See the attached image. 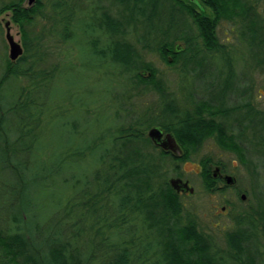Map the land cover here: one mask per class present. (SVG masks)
<instances>
[{
	"label": "trees",
	"instance_id": "trees-1",
	"mask_svg": "<svg viewBox=\"0 0 264 264\" xmlns=\"http://www.w3.org/2000/svg\"><path fill=\"white\" fill-rule=\"evenodd\" d=\"M42 1L37 0V5L30 8H24L21 1L11 2L1 11H13V21L21 27L26 38V26L32 22V12L45 8ZM202 1L211 15L197 11L182 0H111L117 8L118 18L111 19L106 13L103 20L95 28H89V31L86 24L82 35L90 37L94 33L93 42L86 43L93 49L89 52L87 46L91 63L86 66L94 67V71H102L105 60L109 58L107 51H110V62L117 70L113 76L116 84L122 86L129 83L132 91L142 85L150 86L162 97L169 95V99L166 97L165 100H170V103H164V106L171 120H157L159 123H156L155 118L150 116L124 126L118 117L119 104L115 107L114 116H108L106 112L95 108L97 122L95 120L90 125L82 138L69 141L68 151L60 147L48 154V162L54 163L51 166L54 174L63 173L72 163L77 172L71 177H63L58 185H48V259L35 251L32 234L16 227V231L11 228L8 233L0 230V244L6 249L5 254L0 256V264H260L259 259L264 258V244L260 235L262 232L264 236L263 204H259L263 211L256 212L259 219L251 220L245 216L237 219V227L226 234V251L217 250L211 239L199 229L192 215L184 222L182 196L167 182L166 165L171 161L187 160L191 151L212 137L222 149L234 152L244 161L245 152L239 146L238 135L229 132L217 120L218 116L228 118L238 112L244 115L238 124L240 132L248 128L259 132L258 153L264 158V111H255L250 102L224 108L213 101H201L191 103L194 104L191 111L187 109L181 112L174 106L172 94L166 93L168 89L158 79L157 70L149 63L141 62L133 43L125 38L124 41L112 38L115 41L111 43L112 49L100 46L98 34L101 29L111 35L122 34L125 37V27L136 29L144 24V38H154L156 51L161 58L172 66L183 60L186 68L193 59V39L185 36L175 38L184 40L187 44L185 48L175 46L174 41H167L169 35L176 32L172 14L181 10L183 16L192 19L203 46L212 53H224V46H221L217 36L219 23L223 19L239 20L249 33L246 36V32H242V38L256 45L253 48L255 67L264 73V24L259 27L254 14L253 19H250L253 7L248 4V0ZM64 6L63 0L56 3L57 14L53 17L59 18L53 19V25L61 20L63 24L68 21L72 29L73 15L66 17L62 10ZM67 31L70 34L66 36L64 33L62 41H68V37L75 40L73 30ZM24 44L26 55L24 53L15 63H30L29 66L19 71L17 64L8 61L6 76L0 85L8 76H31L36 80L32 90L40 80L48 79L49 83L54 77L58 65L46 73L44 71L42 76L39 73L36 77L30 75L37 63L36 57L40 54L27 56L31 48L27 42ZM141 70L146 75L141 74ZM229 70L223 96L232 88L234 74L232 67ZM125 73L132 76L125 77ZM30 93H27L20 107L26 103L31 105L33 101L28 99ZM120 97H116L118 103ZM93 105L95 103L87 102L85 107L91 112ZM20 107L16 104L14 110ZM58 108L60 102L54 103L48 97V124L53 120L49 113ZM34 112V117L39 121L40 109L34 108ZM67 124H71V121ZM71 126L76 134V124L73 122ZM153 127L173 133L183 156L176 157L155 146L147 134ZM211 162L210 159L203 160L202 177L206 189L215 191L220 181L213 177ZM228 187L225 184L222 190ZM24 221L23 215L13 219L16 225ZM260 225L263 226L262 231L259 230Z\"/></svg>",
	"mask_w": 264,
	"mask_h": 264
},
{
	"label": "rangeland",
	"instance_id": "rangeland-1",
	"mask_svg": "<svg viewBox=\"0 0 264 264\" xmlns=\"http://www.w3.org/2000/svg\"><path fill=\"white\" fill-rule=\"evenodd\" d=\"M20 1L24 8L37 5V0L32 4L30 0H0V81L6 76L7 62L11 61L6 39L7 23L10 24L15 40L22 45L25 55V42L31 48L27 56L40 54L36 57L37 63L32 67L33 72L30 75L36 77L39 73L42 76L44 71L46 73L56 65L58 67L49 83L48 79H38L40 83L32 90L30 89L36 80L31 76H8L0 85V230L8 233L9 229L16 231V227H19L25 232L29 231L33 236L31 240L35 251L48 259V185H58L63 177L68 178L77 173L72 163L63 173L54 174L51 167L54 163L48 162V154L60 147L67 150L72 139L82 138L96 120L95 108L106 112L108 116H114L115 107L119 104L118 117L124 126L150 116L159 123L157 120H171L164 106V103L169 105L170 100L167 101L169 95L162 97L163 95L150 86L142 85L132 91L129 83L117 85L113 77L117 70L110 62V51H107L109 58L105 60L102 71L95 72L94 67L86 66L91 63L89 52L93 51L92 47L87 45L88 52L86 43L93 42L94 33L90 31V37H86L82 32L86 24L87 31L89 28H95L106 13L111 19L118 18L117 8L111 0H63V14L66 17L73 15L72 29L68 21L63 24L61 20L53 25V19L59 18L53 16L57 14L55 5L60 0H43L45 8L32 12V22L26 26V38L21 27L13 21V11H1L6 4ZM182 1L199 12L211 15V11L204 8L202 0ZM248 4L253 7L250 19H253L254 14L260 27L264 24V0H248ZM172 15L176 32L169 35L167 41H174L175 46L185 48L186 42L175 38L185 36L193 39L192 53L190 52L193 59L186 68L183 66V60L172 66L161 58L156 51L154 38H144V24L136 29L125 27V37L122 34L111 35L101 29L98 34L100 46L112 49L111 43L115 42L112 38L121 41L125 38L133 43L141 62L149 63L157 70L158 79L168 89L166 93L172 94L174 106L181 112L187 109L191 111L190 108L194 105L191 103L201 101H213L217 106L221 104L224 108L250 102L255 111H264V73L255 67L253 48H256V45H251L252 41L242 38V32H246V36L249 33L240 21L223 19L219 23L217 36L221 46H224V53L218 54L205 49L191 18L183 16L181 10H176ZM67 29L73 30L75 40L68 37V41H62L64 33L66 36L70 34ZM29 64H17L19 71L26 69ZM230 67L234 74L232 88L223 96ZM140 73L146 75L143 70ZM130 75L125 73V77ZM30 91L28 99L33 102L31 101V105L26 103L27 105L20 107ZM129 92L131 93L127 96ZM118 95L121 96L119 103L116 100ZM48 97L54 100V103L60 102V108L49 113L53 116L49 124ZM87 102L95 103L90 108L91 112L85 107ZM16 104H19L20 108L14 110ZM34 108L40 109L39 121L34 117ZM243 116L242 112H238L228 118L218 116L217 120L227 127L229 132L238 135L239 146L245 152L244 161L234 152L222 149L212 137L191 151L187 160L171 161L166 165L168 183L171 179L182 178L195 190L193 194L183 195L181 198L185 209L184 222L192 215L199 229L220 251H226V234L237 227V219L245 216L258 220L256 212L263 211L259 204L264 206V158L258 153L259 132L250 128L240 132L238 124ZM68 121L76 124V134L71 124H67ZM205 159L212 161V171L215 166H221L222 173L236 178L235 185L222 190L225 184L218 182L216 187L220 189L207 190L202 177V162ZM48 168L52 172H48ZM243 195L246 196L245 200L242 199ZM20 215L24 216V223L14 224V217ZM262 228L260 225L259 230L262 231ZM260 235L264 244L262 232ZM2 246L0 244V256L6 252ZM259 262L264 264V258H260Z\"/></svg>",
	"mask_w": 264,
	"mask_h": 264
},
{
	"label": "water",
	"instance_id": "water-1",
	"mask_svg": "<svg viewBox=\"0 0 264 264\" xmlns=\"http://www.w3.org/2000/svg\"><path fill=\"white\" fill-rule=\"evenodd\" d=\"M34 0H30V4H32ZM6 39L9 45V58L12 62H16L23 54L24 49L20 43H18L14 36L11 34L10 24H6ZM172 62V59L169 60ZM149 138L152 140L155 146L160 147L166 152H172L176 157H181L183 155V151L178 145L175 136L173 133H168L163 139V129L160 127H153L148 132ZM222 177L224 184L227 186H233L236 183V178L230 175H222L221 168L216 167L213 171V177L218 178ZM171 188L175 190L177 193H190L193 194L195 192L194 188L189 186L188 182H183L180 178L171 179L169 182ZM246 196L243 195L242 199L245 200Z\"/></svg>",
	"mask_w": 264,
	"mask_h": 264
},
{
	"label": "flooded vegetation",
	"instance_id": "flooded-vegetation-1",
	"mask_svg": "<svg viewBox=\"0 0 264 264\" xmlns=\"http://www.w3.org/2000/svg\"><path fill=\"white\" fill-rule=\"evenodd\" d=\"M168 133H170V132H165L164 130H163V139L165 138V136L168 134ZM158 148H160V147H158ZM166 152V151H165ZM167 153H171V154H173L172 152H167ZM184 154V153H183ZM174 155V154H173ZM175 156V155H174ZM183 156V155H182ZM181 156V157H182ZM216 167H220L221 168V174L224 176V175H227V174H225V173H222V167L221 166H215V168ZM180 179H182V178H180ZM183 180V179H182ZM217 180H219L220 182H222V183H224V181H223V178L220 176V177H218L217 178ZM183 182H188L187 180H183ZM189 183V182H188ZM189 186H190V184H189ZM191 187V186H190ZM180 196H183V195H189L190 193H178Z\"/></svg>",
	"mask_w": 264,
	"mask_h": 264
}]
</instances>
